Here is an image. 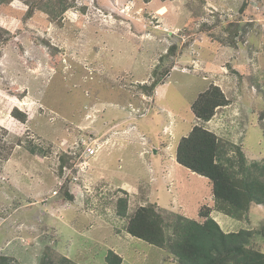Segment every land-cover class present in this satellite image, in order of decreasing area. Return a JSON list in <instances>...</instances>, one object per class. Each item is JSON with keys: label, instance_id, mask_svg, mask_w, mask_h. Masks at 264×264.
Masks as SVG:
<instances>
[{"label": "rangeland", "instance_id": "rangeland-1", "mask_svg": "<svg viewBox=\"0 0 264 264\" xmlns=\"http://www.w3.org/2000/svg\"><path fill=\"white\" fill-rule=\"evenodd\" d=\"M212 85L230 102L202 122L192 105ZM197 125L227 157L239 147L264 163V0H0V255L107 264L114 248L122 264H180L169 243L127 233L149 205L168 242L181 234L169 223L203 221L209 207L224 233L253 231L248 245L264 253L263 206L242 221L219 213L209 181L172 165L167 150ZM106 138L117 164L102 167ZM82 141L100 151L79 159ZM63 159L81 164L79 184H61Z\"/></svg>", "mask_w": 264, "mask_h": 264}, {"label": "trees", "instance_id": "trees-1", "mask_svg": "<svg viewBox=\"0 0 264 264\" xmlns=\"http://www.w3.org/2000/svg\"><path fill=\"white\" fill-rule=\"evenodd\" d=\"M60 13L69 9L61 3ZM33 14V7L30 8ZM46 12H52L46 9ZM155 83L150 86L154 89ZM224 92L218 86H210L199 95L192 105L197 119L209 122L219 108L229 105ZM17 116V115H15ZM237 159L227 157L226 149L220 146L215 133L203 126H195L190 134L183 137L176 149V158L180 165L191 172L206 178L212 188L216 205L214 210L233 219L242 221L246 218L253 204L264 207V163H248L245 154L236 147ZM63 159L61 171L65 166ZM128 202L119 201V216H125ZM213 209L205 207L200 213L203 221L178 219L177 223H169L181 233L174 241L164 236L163 216L155 206H141L130 217L127 233L159 248L168 249L175 255L180 264H264V253L249 247L253 231L224 233L220 226L210 217ZM107 264H122V258L114 251L106 256ZM45 262V259H44ZM0 264H15L14 259L0 255ZM45 264H75L67 257L58 262Z\"/></svg>", "mask_w": 264, "mask_h": 264}, {"label": "built area", "instance_id": "built-area-1", "mask_svg": "<svg viewBox=\"0 0 264 264\" xmlns=\"http://www.w3.org/2000/svg\"><path fill=\"white\" fill-rule=\"evenodd\" d=\"M82 143H84L83 146H86V149L84 151V154H82L79 159L84 158L85 160H87V159L89 160L91 157L95 156L98 153V146L99 145H97L96 141H89V142H87V141L83 142L82 141ZM87 143H90V144L94 143V145H97V148H94V146L92 147V146H90V144H87ZM87 167L88 166H86L85 168H87ZM74 168H78L79 171L77 174L74 173ZM83 171H84V169H82L81 164L77 165V163H76L74 165V167L64 166L63 175H62L63 178L61 179V184H64L67 181H70L71 183L72 182L77 183L80 180V174Z\"/></svg>", "mask_w": 264, "mask_h": 264}, {"label": "crops", "instance_id": "crops-1", "mask_svg": "<svg viewBox=\"0 0 264 264\" xmlns=\"http://www.w3.org/2000/svg\"><path fill=\"white\" fill-rule=\"evenodd\" d=\"M107 139L108 138H106L105 140H103V143H100V146H102L101 147V151L103 152V157H102V161L104 160L105 161V164H102V167L104 166V165H106V164H108L109 162L110 163H114V165H115V163L117 164V162L115 161V159L112 157L114 154H116V153H112L111 154V152H112V147H111V145L110 144H105L106 142H107ZM105 142V143H104ZM107 143H109V142H107ZM169 143V142H168ZM170 143H172V142H170ZM167 148H168V146H167ZM167 150V149H166ZM98 151H100V149L98 150ZM167 153H168V156H170L171 155V162H172V165L173 166H178V167H183L182 165H180L178 162H177V158H176V154H174V156L172 155V154H169V153H171V151H168L167 150ZM120 165V164H119ZM118 165V166H119ZM117 166V167H118ZM184 168V167H183ZM186 169V168H185ZM120 170V169H119ZM166 169H163V172L165 171ZM188 170V169H187ZM190 171V170H189ZM192 174H194V175H197V174H195V173H193V172H191ZM160 177H162L163 175H159ZM197 176H199V175H197ZM200 177V176H199ZM206 179V178H205ZM174 180V178H171L170 179V181H173ZM207 180V179H206ZM80 181H81V179H80ZM59 185H60V183H59ZM73 185V184H72ZM117 186V185H116ZM118 188H120V187H118ZM45 209L46 208H44V209H41L40 210V212H42V213H45L46 211H45ZM47 214H49V213H47ZM72 217H74L73 218V220H75L76 218H77V215H72ZM119 231L114 235L115 237H117V241H116V243L117 242H119V240L121 239L120 237H119ZM111 244H113V243H111ZM115 249L114 248H111V251H114ZM115 252V251H114ZM116 253V252H115ZM118 253V252H117ZM116 253V254H117ZM118 255V254H117ZM120 256V255H119ZM121 257V256H120Z\"/></svg>", "mask_w": 264, "mask_h": 264}, {"label": "clouds", "instance_id": "clouds-1", "mask_svg": "<svg viewBox=\"0 0 264 264\" xmlns=\"http://www.w3.org/2000/svg\"><path fill=\"white\" fill-rule=\"evenodd\" d=\"M64 168V167H63ZM85 171H83V172H81V173H84ZM81 178V177H80ZM67 182H69V181H67ZM79 182H80V180L77 182V183H73L72 182V184H79ZM133 237V236H132ZM111 251V250H110Z\"/></svg>", "mask_w": 264, "mask_h": 264}]
</instances>
